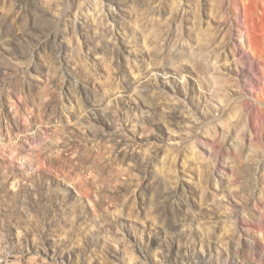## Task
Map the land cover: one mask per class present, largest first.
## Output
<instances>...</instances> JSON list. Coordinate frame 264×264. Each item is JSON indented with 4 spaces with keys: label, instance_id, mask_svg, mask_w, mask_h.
<instances>
[{
    "label": "rangeland",
    "instance_id": "374dc122",
    "mask_svg": "<svg viewBox=\"0 0 264 264\" xmlns=\"http://www.w3.org/2000/svg\"><path fill=\"white\" fill-rule=\"evenodd\" d=\"M261 30L264 0H0V264H264Z\"/></svg>",
    "mask_w": 264,
    "mask_h": 264
},
{
    "label": "bare ground",
    "instance_id": "6f19581e",
    "mask_svg": "<svg viewBox=\"0 0 264 264\" xmlns=\"http://www.w3.org/2000/svg\"><path fill=\"white\" fill-rule=\"evenodd\" d=\"M246 11V9L244 10ZM239 18L240 20H243L244 22V30H246L247 32L251 33V28H250V24L248 23V20L247 18L242 14V12L240 13L239 15ZM262 32L261 33H264L263 30H261ZM248 33V34H249ZM258 33V32H257ZM246 34V33H245ZM247 35V34H246ZM263 35V34H262ZM258 40V43L260 42V44L262 43V41H259V39H256ZM263 44V43H262ZM261 44V45H262ZM258 45V50L257 53H255V55H257V58L256 60H258V64H256V69L255 70H259V67L260 66H263L264 64V51L262 50V46ZM257 48V47H256ZM264 48V47H263ZM259 56V57H258ZM246 62V61H245ZM254 68V67H253ZM261 70V69H260ZM258 103L259 105L256 107V110L255 112H251L250 115H251V132L253 135H255L256 137H259L262 129L264 128V112L262 110V104H264V88H262V93H261V96H259V99H258ZM249 104L247 103L246 106H248ZM250 108V107H249ZM250 112V111H249ZM249 115V116H250ZM39 157V156H38Z\"/></svg>",
    "mask_w": 264,
    "mask_h": 264
}]
</instances>
